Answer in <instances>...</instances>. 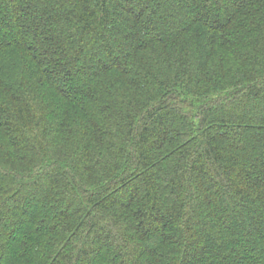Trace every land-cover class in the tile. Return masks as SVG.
I'll return each mask as SVG.
<instances>
[{"label":"trees","instance_id":"1","mask_svg":"<svg viewBox=\"0 0 264 264\" xmlns=\"http://www.w3.org/2000/svg\"><path fill=\"white\" fill-rule=\"evenodd\" d=\"M0 264H264V0H0Z\"/></svg>","mask_w":264,"mask_h":264}]
</instances>
